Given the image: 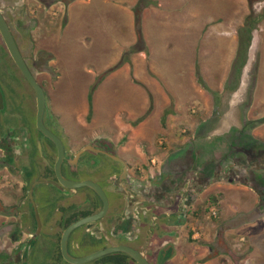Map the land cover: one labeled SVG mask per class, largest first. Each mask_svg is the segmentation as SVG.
Listing matches in <instances>:
<instances>
[{"label":"rangeland","instance_id":"1","mask_svg":"<svg viewBox=\"0 0 264 264\" xmlns=\"http://www.w3.org/2000/svg\"><path fill=\"white\" fill-rule=\"evenodd\" d=\"M0 5L8 12H22L23 24L30 20L26 11L38 7L39 1L0 0ZM46 10L36 25L31 21L26 28L20 25L12 31L34 75L47 88L45 125L64 144L69 139L63 134L65 120L57 113L67 107L74 110L72 122L80 133L73 126L70 139H84L91 132L92 125L88 124L95 107V115L110 121L108 127L115 132L105 139H122L120 146L131 148L134 155L123 154L145 181L164 172V167L172 171L187 160L191 162L189 169L197 172H201L204 161H219L228 168L233 165L229 153L236 138L264 149V18L256 19L248 61L240 74L234 65L238 32L250 13H263L264 0H56ZM52 17L55 20L50 23ZM0 55L12 72H4L0 64V89L8 97V109L0 111V138L18 126L38 135L35 94L9 56L2 50ZM125 55L127 60L114 72H106ZM128 76L141 85L142 78L153 77L154 93L150 94L147 112V96H143L141 105L126 83ZM92 81L94 85L106 81L96 99L92 97ZM124 105H135L138 111L141 105L143 115L132 120L124 111L117 112ZM150 112L153 114L146 134L138 135ZM125 124L128 128H121ZM6 144V139H0V264H24L19 242L25 243L30 231L36 236L28 243L26 264H65L56 254L57 226L51 221L61 216L58 206H84L91 195L89 188L80 187L78 193H72L51 184L36 185L34 200L41 224L38 231L37 219L30 214L25 196L28 186L22 188V163L15 157L16 169L7 164L9 158L3 151ZM235 154L245 157L242 151ZM49 157L44 159L46 164ZM256 165L263 166L260 162ZM62 171L74 181L84 177L65 165ZM225 176L220 173L219 181L213 180L209 187L197 191L192 205L201 213L198 210L189 218L190 234L183 220L168 225L169 230L176 231L169 236V246L176 255L168 263L160 256L159 264H264V202L250 185ZM100 182L109 200H114L113 191L104 180ZM46 194L53 202L50 211L43 210ZM18 203L24 209L21 216L13 213ZM29 204L33 208L30 200ZM81 230L75 229L70 237L74 256L79 252L72 243L82 238ZM159 235L163 236L162 231ZM104 241L93 245L97 243L101 249ZM158 244L155 247H160L162 241Z\"/></svg>","mask_w":264,"mask_h":264},{"label":"flooded vegetation","instance_id":"2","mask_svg":"<svg viewBox=\"0 0 264 264\" xmlns=\"http://www.w3.org/2000/svg\"><path fill=\"white\" fill-rule=\"evenodd\" d=\"M38 1V7L31 10L26 9L27 11L25 10L26 15L29 16L30 20H27V23L23 24H20V18L24 17L22 12L17 11L15 13L12 10L8 12L7 9H3V7L0 5V9L11 30L12 27H17L20 25L26 28L28 23L31 21H34V25H36L35 23H37V20L40 18L41 14L43 13V15H45L44 13L47 11L46 9L56 4V0ZM26 5L28 6L27 3ZM53 18L55 17L49 19L50 23L55 20ZM0 50L5 52L6 55L9 56L12 64L17 67L7 47L5 46L3 39L2 45H0ZM25 59L28 63V58L25 57ZM4 60V57L0 55V64L3 71L6 73H12ZM35 65L36 61L33 64L34 68L36 67ZM20 74L22 75L21 72ZM22 77L24 78L23 75ZM36 79L46 91L47 88L44 85V82L39 80L38 76H36ZM24 80L34 92L28 81L25 78ZM6 94L7 93L4 94V109H8V97ZM49 129L54 132L52 128ZM36 131L38 132V135H36V132L34 133L30 130L26 132L23 127L18 126L15 128V130L8 129L3 135V138H0L6 139L7 142L3 149L4 156L9 158L8 160H5L7 164L11 165L13 169H16L18 165H13V162L16 160L15 157H17L20 163H22L23 167L22 171H20V174L23 178L22 188L28 186L25 196L28 201L30 214L34 215V219L36 217L34 208H32L29 204L30 189L34 182L40 180L55 181L58 183L57 185L50 182H44L43 184H51V186H54L63 192L71 190L72 193H78L77 190L80 188L77 187L75 189H71L59 185L54 168L55 162L57 160L56 158L58 157L56 145L48 137L43 135L37 127ZM54 133L56 134V132ZM63 134L65 138L69 139H66V144L63 143L65 148V156L62 163V169L65 165L72 171L84 174V177L79 181H95L100 184L105 191V186H103V184L100 182V180H104L107 188L113 191V193L116 195L114 200H109V208L105 216L95 221L86 222L75 228H82L80 231V236L82 238L75 240L74 243H72L76 251L78 250L79 252V255L76 257H82L100 250L99 246L96 245L97 243L93 245L94 242L99 240H106L104 241L103 247L101 249H104L110 245L126 244L128 243L127 241H129L132 242L137 249L144 252L152 264H155L156 260L158 262L157 264H159L160 254L163 248H161V246L155 247L154 243H157L158 245L159 240L163 243L164 240L168 239L167 241H164V246L169 244L171 241L169 236L173 235L171 232L175 234L176 231L174 229L169 230L168 225L180 224V222H182L181 220H183V226L190 225L189 218L193 217V215H195L198 210L201 213L199 207L196 208L194 205H192L193 201L197 197V191L209 187L213 180L219 181L221 179L219 177L220 173H226L225 178L229 179L230 181L237 178V180L241 181L242 183L250 185L260 195V199L262 201L261 203L264 202V196L262 197L264 194V149L261 147H253V144L240 140L242 138H236L237 140H233L231 142L232 149L230 150L229 154L232 155L231 161L233 162V165L228 167L229 169L227 167H223L219 161H217V163L215 162L214 164L209 163L211 161H204L200 167L201 172H197L189 169L191 162L190 160H187L181 161V163H179L178 169L170 171L171 169L169 170L164 167V172L161 171L159 175H152L151 180L145 181L138 174L139 171L135 169L131 162L128 161L124 156V154L121 153L120 143L114 141L113 139H108L109 137L105 139L107 136H100V139H98V137L93 139H70L71 136L65 132V126L63 127ZM241 151L245 157H240L235 154L236 152ZM48 156H50L51 159L49 157L50 160L46 164L44 159L46 160ZM259 162L263 164V166H257L256 163ZM39 164H41V168H38ZM236 167L241 169L238 170ZM38 169L41 171L37 172ZM35 171L39 173V175H36L37 173H35ZM38 184H42V182ZM82 187H88V192L91 193V195L89 194V196H87V205L84 203V206L83 204L77 206V204L73 203L72 205L68 206H58L56 210L59 212V214L61 213V216L59 219L51 221L53 225L55 224L57 226L56 237L58 246L56 249V254H60L61 260L63 263L65 262V264L74 263L68 262L62 255L61 237L63 231L71 223L76 222L86 216L96 214L103 206L102 199L96 193V191H94V189L90 188L89 186ZM21 201H23V199ZM52 205L53 202L51 203V197L46 194V196H44L43 210L49 209L50 211ZM192 206L193 208L195 207V209H192ZM20 208L21 207L19 203L13 207L14 215L21 216L24 214V209ZM173 219L176 221V223H173ZM74 230L71 232V234L74 232ZM191 230L192 229H190L188 226L189 234ZM161 231L162 235L165 236L166 239L159 235ZM23 233L25 235V232ZM71 234L68 239V250L70 254ZM109 237H120L124 240H111ZM33 238H35L33 237V231H30L25 239V243L21 241L19 242V245L22 246L21 249L23 250L25 256L23 257L24 260L21 259L24 264H26L28 258V243ZM152 240H154L153 243ZM85 242H87L86 245L89 247H85ZM108 255L96 258L93 260L94 264H111L110 258L107 257ZM130 262L138 264L132 257L127 258L124 256H120L118 264H130Z\"/></svg>","mask_w":264,"mask_h":264},{"label":"water","instance_id":"3","mask_svg":"<svg viewBox=\"0 0 264 264\" xmlns=\"http://www.w3.org/2000/svg\"><path fill=\"white\" fill-rule=\"evenodd\" d=\"M0 34L16 66L18 67V69L20 70L24 78L28 81V83L31 85V87L33 88L35 92L36 103H37V115H36L37 128L43 135H45L52 142H54L58 150V157L55 162L54 168H55V174L57 176L59 185L60 186L62 185L64 187L71 188V189H75L77 187H82V186H89L90 188L94 189V191H96V193L100 196L103 202V206L99 212H97L96 214L81 218L80 220L71 223L69 226L65 228V230L63 231L62 237H61V252H62L63 257L70 263L82 264V263L93 261L96 258L102 257L104 255H108L112 253H125L129 255L130 257H132L138 264H152V262L148 259V257L146 256L144 252L140 251L139 249L135 247H132L126 244L110 245L104 249L97 250L91 254H88L82 257H76L69 253L68 239H69L71 232L76 227L86 222L95 221L105 216L109 208V199L105 191L101 187V185L98 184L97 182L92 181V180L73 181V180L66 178L62 174V163H63L64 156H65V148H64V144L61 138L45 125V122H44V114H45V108H46L45 90L43 86L38 82V80L36 79V76L34 75L28 63L26 62V59L24 55L22 54V51L18 45V42L8 22L6 21L1 9H0ZM3 109H4V95H3V91L0 89V110H3ZM40 182L42 183L50 182L56 185L58 184L57 182L52 181V180H45V181L40 180V181L34 182L30 189V200L34 208L35 216L37 219L38 231H40L41 224H40V220H39V216L37 212L36 203L34 200L33 191H34V187L36 186V184ZM170 252L173 253V248H171L168 244L167 248L161 251L160 256H163V254H165L164 259H168L171 255Z\"/></svg>","mask_w":264,"mask_h":264},{"label":"crops","instance_id":"4","mask_svg":"<svg viewBox=\"0 0 264 264\" xmlns=\"http://www.w3.org/2000/svg\"><path fill=\"white\" fill-rule=\"evenodd\" d=\"M166 67H167V64H166ZM112 72H114V71H112ZM145 78H146V80L145 79H143L142 78V82H143V84L141 85V84H137V83H135V82H133V81H131L130 80V78H129V76H128V80H129V82H131L132 84L131 85H129V82L127 81L126 83L128 84V87H129V89H130V91H132V90H134L135 91V94L134 95H136L137 94V96H136V99L139 101V103H141V101L143 100L142 98H143V96L146 98V96H147V104H146V106H145V109H144V112L146 111H148V109H149V107H150V105H151V95L154 93L152 90H151V87H152V85L154 84V81H152V79H153V77H148V76H145ZM96 79V78H95ZM94 79V80H95ZM93 80V81H94ZM92 81V84L94 85V83L95 82H93ZM105 82L106 81H101L100 83H98L97 85H96V88L94 89V91L92 92L93 94H92V97H94V99H96L97 97H99V94L101 95V88H102V86H103V84H105ZM125 85V84H124ZM141 86V87H140ZM142 87H143V89L146 91V93H145V91L142 89ZM145 87V88H144ZM148 87V88H147ZM138 88V89H137ZM149 90H151V91H149ZM152 93V94H151ZM144 94V95H143ZM151 94V95H150ZM145 98H144V100H145ZM142 103H143V101H142ZM142 103H141V105H142ZM141 105H138L139 106V110L140 111H138V107L136 108V106L134 105L133 107H130V108H128L129 106L128 105H124V108H122V110H121V108H119L118 110H117V112H120V111H124L125 113H127L130 117V119L132 118V120L134 119V118H138V117H141L143 114H142V112L143 111H141V109H142V107H141ZM229 107L230 108H234L233 107V103H229ZM95 107L92 109V113H91V122H89V124L88 125H92V127L90 126V131L91 132H88L87 134H85L84 135V139H87L89 136H95V135H97L96 137H99L101 134L100 133H104V135L105 136H114L115 134H113V133H115V132H113V128H109L108 127V125H109V122L110 121H106L105 119H102V118H98L97 117V115H95ZM151 111H154V113H155V109H152ZM75 111L74 110H72L70 107H67V109H62V110H60V112L59 113H57L59 116H62V118L65 120V122H63L64 123V126H65V128L67 127L66 125H68V127L66 128L67 129V131H68V133L66 132V134H68V135H70V136H73V134L69 131V130H72L73 131V126L75 127V129L78 131V133H80V129H79V127H77V126H75V123H73L72 122V117H73V113H74ZM89 112L90 111H88V113L87 114H89ZM153 113L152 112H150V114L146 117V119H145V125L143 124V126L142 127H140V129L137 131L138 133V135H140V134H146V130L145 129H147L148 127H149V118L151 117V115H152ZM118 123L120 124V122H121V120H120V118L118 117ZM103 120V121H102ZM66 124V125H65ZM121 128H128V126H127V124H125V125H123V126H121ZM65 129V130H66ZM103 134H102V136H104ZM96 137H94V138H96ZM254 139V138H253ZM114 141H116V142H118V143H120L121 141H122V139H113ZM260 143H263V142H260ZM120 151H121V153H124V154H127V155H134V152H132L131 151V148H129L128 146H125V147H122V146H120ZM168 239H166V240H164V241H167ZM171 240V239H170ZM163 241V243L161 244V248H163V249H165V247L167 246V245H165L164 246V242ZM154 242V240H152V243ZM174 243H175V241H173ZM159 245V244H158ZM154 246H157V243H154ZM162 249V250H163ZM165 254H163V256H162V259H164L165 258V256H164ZM175 255H176V253L174 254V253H172V255L168 258V259H165V261L168 263L170 260H172V259H174L175 258ZM160 260V259H159ZM156 263H158L157 262V260H156ZM160 263V262H159ZM166 264V263H165Z\"/></svg>","mask_w":264,"mask_h":264},{"label":"trees","instance_id":"5","mask_svg":"<svg viewBox=\"0 0 264 264\" xmlns=\"http://www.w3.org/2000/svg\"><path fill=\"white\" fill-rule=\"evenodd\" d=\"M264 18V11L261 14H249L245 21L243 26L240 28L238 32V49L234 61L235 68L238 71V74L242 72L243 67L247 64L248 61V54H249V49L252 44L253 40V30L256 28L257 23L256 19ZM126 56V55H125ZM123 57V61L119 62L117 65L112 67L111 69L107 70L106 72H111L112 70L116 69L124 60H127V56ZM96 88V85L93 86V90ZM91 93L89 95V101L91 102ZM92 106L90 104V110ZM252 144V143H251ZM120 256H124L127 258H131L129 255L125 253H112L109 254L107 257L110 258L111 264H118V261L120 259Z\"/></svg>","mask_w":264,"mask_h":264}]
</instances>
